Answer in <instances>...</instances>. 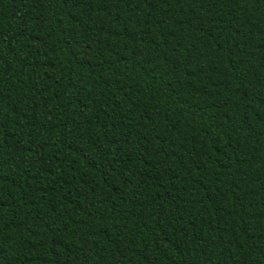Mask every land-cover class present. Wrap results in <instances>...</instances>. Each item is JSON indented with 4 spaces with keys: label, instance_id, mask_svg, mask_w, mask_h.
Returning a JSON list of instances; mask_svg holds the SVG:
<instances>
[{
    "label": "trees",
    "instance_id": "obj_1",
    "mask_svg": "<svg viewBox=\"0 0 264 264\" xmlns=\"http://www.w3.org/2000/svg\"><path fill=\"white\" fill-rule=\"evenodd\" d=\"M0 264H264V0H0Z\"/></svg>",
    "mask_w": 264,
    "mask_h": 264
}]
</instances>
